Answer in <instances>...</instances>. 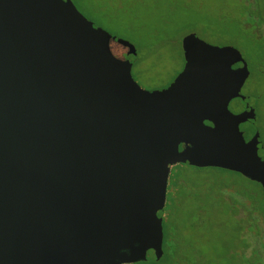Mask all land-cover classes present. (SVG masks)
I'll use <instances>...</instances> for the list:
<instances>
[{
	"label": "water",
	"instance_id": "1",
	"mask_svg": "<svg viewBox=\"0 0 264 264\" xmlns=\"http://www.w3.org/2000/svg\"><path fill=\"white\" fill-rule=\"evenodd\" d=\"M113 40L136 55L72 0H0V264L159 260L176 163L237 172L264 198L260 133L241 127L255 109L229 107L246 98L239 49L186 33L182 69L148 90Z\"/></svg>",
	"mask_w": 264,
	"mask_h": 264
},
{
	"label": "rangeland",
	"instance_id": "2",
	"mask_svg": "<svg viewBox=\"0 0 264 264\" xmlns=\"http://www.w3.org/2000/svg\"><path fill=\"white\" fill-rule=\"evenodd\" d=\"M227 1L72 0V3L96 26L135 46L137 53L130 57L131 74L148 90L164 87L182 69L180 39L186 33L193 32L210 44L238 48L250 71L241 92L256 113L254 121L242 123L241 127L259 131V154L264 157V63L252 50L250 41L236 34L235 28L223 18ZM170 15L174 21L168 27L162 20ZM242 103L233 99L229 107L237 109ZM226 184L230 185L228 175L214 168L199 170L186 163L171 166L166 220L175 233L177 257L192 264H224L230 245L238 240L234 210L231 212L228 206V190L223 187ZM234 213L238 218L240 214Z\"/></svg>",
	"mask_w": 264,
	"mask_h": 264
},
{
	"label": "trees",
	"instance_id": "3",
	"mask_svg": "<svg viewBox=\"0 0 264 264\" xmlns=\"http://www.w3.org/2000/svg\"><path fill=\"white\" fill-rule=\"evenodd\" d=\"M224 6L226 7L223 18L235 28L236 34L250 41L252 50L261 57V62L264 63V0H228ZM173 9L174 6L169 12ZM185 11L188 10L185 9ZM162 21L167 22V26L170 27L174 19L170 15L168 19L164 18ZM111 48L119 56L129 59L132 56L126 55V49L114 40ZM208 168H214L227 174L230 179V185L226 184L223 187H227L228 190V206L231 212L234 210L232 217L235 219L234 229L238 240L230 245L224 264H264V198L260 184L227 169L218 167L196 169ZM175 186L176 184H173L172 187ZM234 212L240 214L238 218H235ZM166 213L167 205L164 208L162 221L163 257L160 260L149 257L146 261L133 264H192L190 260L186 261L177 257L175 233L166 220Z\"/></svg>",
	"mask_w": 264,
	"mask_h": 264
},
{
	"label": "flooded vegetation",
	"instance_id": "4",
	"mask_svg": "<svg viewBox=\"0 0 264 264\" xmlns=\"http://www.w3.org/2000/svg\"><path fill=\"white\" fill-rule=\"evenodd\" d=\"M184 64V63H183ZM241 64L240 63H237V64H235V65H233V67H237V66H240ZM183 67V66H182ZM249 73H250V71H249ZM173 80V79H172ZM171 80V81H172ZM170 81V82H171ZM170 82H168V84L170 83ZM168 84H166L165 86H167ZM164 86V87H165ZM235 99H239V98H235ZM243 101V103H242V105H240L239 106V108H237V109H233V111L234 112H240V111H242V110H244L245 108H246V106L248 105V106H252L249 102H248V100H247V96H246V98L244 99V100H242ZM252 107H254V106H252ZM232 110V109H231ZM256 119V118H255ZM254 119V120H255ZM254 120H248L247 122H251V121H254ZM247 122H245V123H247ZM243 132H244V135H245V137L248 139V137H247V135H248V133L249 132H251V129H250V127L249 128H246V127H244L243 129ZM254 132V131H253ZM253 134V133H252ZM177 164V163H176ZM181 164H184V163H181ZM187 164V163H186ZM175 165V164H174ZM173 166V165H172ZM192 167H195V166H192ZM195 168H207V167H195ZM217 168V167H216ZM167 192V191H166ZM167 200V199H166ZM165 200V205H164V207H163V209H162V211H161V217H162V221H163V216H164V208H165V206H166V201ZM162 247H163V244H162ZM163 254H164V250H163ZM163 257V255L161 256V258ZM160 258V259H161ZM159 259V260H160Z\"/></svg>",
	"mask_w": 264,
	"mask_h": 264
}]
</instances>
